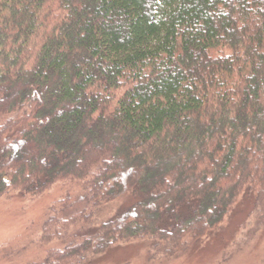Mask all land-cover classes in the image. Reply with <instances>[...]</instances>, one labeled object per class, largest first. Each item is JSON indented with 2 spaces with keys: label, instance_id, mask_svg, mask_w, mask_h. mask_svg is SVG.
Returning <instances> with one entry per match:
<instances>
[{
  "label": "trees",
  "instance_id": "trees-1",
  "mask_svg": "<svg viewBox=\"0 0 264 264\" xmlns=\"http://www.w3.org/2000/svg\"><path fill=\"white\" fill-rule=\"evenodd\" d=\"M67 179L87 204L43 239L132 202L43 264L174 253L263 205L264 0H0V195Z\"/></svg>",
  "mask_w": 264,
  "mask_h": 264
},
{
  "label": "rangeland",
  "instance_id": "rangeland-1",
  "mask_svg": "<svg viewBox=\"0 0 264 264\" xmlns=\"http://www.w3.org/2000/svg\"><path fill=\"white\" fill-rule=\"evenodd\" d=\"M83 184L84 180L67 179L35 195L18 190L0 195V264H43L50 248L63 246L74 234L81 242L100 222L132 202L125 194L90 221L67 228L59 223L62 235L43 239L57 228V224H49V218H64L85 207ZM253 195L242 193L221 224L174 253H167L156 239L145 237L115 243L75 263L68 258L58 264H264V201L256 206Z\"/></svg>",
  "mask_w": 264,
  "mask_h": 264
}]
</instances>
